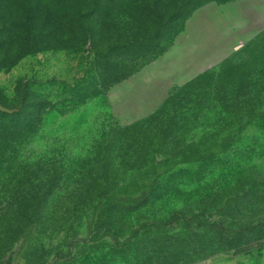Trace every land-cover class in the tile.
Returning <instances> with one entry per match:
<instances>
[{
    "label": "rangeland",
    "instance_id": "rangeland-1",
    "mask_svg": "<svg viewBox=\"0 0 264 264\" xmlns=\"http://www.w3.org/2000/svg\"><path fill=\"white\" fill-rule=\"evenodd\" d=\"M0 264H264V0H0Z\"/></svg>",
    "mask_w": 264,
    "mask_h": 264
}]
</instances>
